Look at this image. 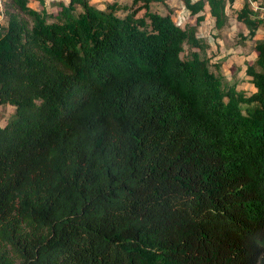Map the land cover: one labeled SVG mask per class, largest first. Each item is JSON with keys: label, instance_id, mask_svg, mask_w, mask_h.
Returning a JSON list of instances; mask_svg holds the SVG:
<instances>
[{"label": "trees", "instance_id": "trees-1", "mask_svg": "<svg viewBox=\"0 0 264 264\" xmlns=\"http://www.w3.org/2000/svg\"><path fill=\"white\" fill-rule=\"evenodd\" d=\"M29 2L0 26V264H264V40L247 95L164 0Z\"/></svg>", "mask_w": 264, "mask_h": 264}, {"label": "rangeland", "instance_id": "rangeland-1", "mask_svg": "<svg viewBox=\"0 0 264 264\" xmlns=\"http://www.w3.org/2000/svg\"><path fill=\"white\" fill-rule=\"evenodd\" d=\"M69 0H30L29 6L35 10L45 9L54 15L58 12V3ZM196 2L198 0H192ZM205 9L200 15L204 20L197 23L196 16L192 15L183 0H164V2L152 5L153 11L160 14L170 13L176 24L181 27H197V36L207 45V56L213 65L218 64L220 69L212 67L213 71L219 73L229 85H236L238 91L250 95L254 92L250 77L246 74L247 66L252 64L256 58L254 46L257 41L264 40V0H235L230 4L226 1V21L221 29L215 25V19L210 14L209 5L206 0ZM91 4L99 9H105L106 4L113 0H89ZM121 5L132 6L133 0H118ZM248 4L253 17L263 21L253 39L246 38L248 30L243 23L237 19V15L244 6ZM122 14V13H121ZM15 114V108L0 105V125H4Z\"/></svg>", "mask_w": 264, "mask_h": 264}, {"label": "built area", "instance_id": "built-area-1", "mask_svg": "<svg viewBox=\"0 0 264 264\" xmlns=\"http://www.w3.org/2000/svg\"><path fill=\"white\" fill-rule=\"evenodd\" d=\"M5 20V0H0V26Z\"/></svg>", "mask_w": 264, "mask_h": 264}]
</instances>
